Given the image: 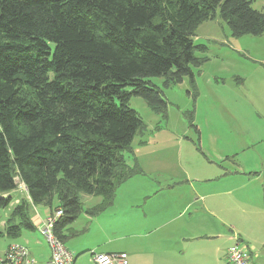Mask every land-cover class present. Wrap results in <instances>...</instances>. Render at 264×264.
<instances>
[{
    "label": "trees",
    "instance_id": "1",
    "mask_svg": "<svg viewBox=\"0 0 264 264\" xmlns=\"http://www.w3.org/2000/svg\"><path fill=\"white\" fill-rule=\"evenodd\" d=\"M252 1L0 0V208L11 207L0 237L32 231L42 205L62 210L52 231L65 244L81 212L109 207L143 174L124 154L144 130L130 97L165 119L162 88L189 76L196 96L192 68L206 58L195 51L207 48L194 43L198 26L219 18L233 37L261 36ZM83 195L100 200L83 209Z\"/></svg>",
    "mask_w": 264,
    "mask_h": 264
},
{
    "label": "rangeland",
    "instance_id": "2",
    "mask_svg": "<svg viewBox=\"0 0 264 264\" xmlns=\"http://www.w3.org/2000/svg\"><path fill=\"white\" fill-rule=\"evenodd\" d=\"M252 6L264 11V0H253ZM249 37L253 38L250 35L231 36L228 26L219 18L201 23L193 40L195 44H203L207 48L195 51L196 56L206 58L200 66L192 68L197 95L193 96L189 76L171 87L162 88L167 101L165 119L152 111L143 98L131 96L129 99V105L142 118L144 130L133 138L131 152L125 151L124 154L131 165L136 159L143 170L142 181L152 191L163 190L169 200L182 198L183 204L186 197L192 196V186L201 192H212L215 213L226 221L224 231L231 241L219 247L223 248L222 255L217 253L216 245L213 249V242H210L206 245V256L201 257V245L208 243L201 239L205 235L202 233L200 238L192 241L197 246L198 262L195 264H229L223 252L225 254V249L236 242L235 238L247 247L253 264H264V174L234 181L233 178L225 177L227 170L241 167L235 163L249 152L244 151L239 144H231L235 137L240 139L244 134L224 131V124L232 122L226 108H231L233 101L239 103L240 100H236L234 96L230 100L225 98L226 85L221 88L212 85L216 83L215 80H218V84L220 79H232L230 74L235 70L237 62L234 57L238 58L236 55L240 54L236 50L243 46L242 42L248 43ZM152 81L162 87V77H154ZM216 127L221 130H216ZM235 186L236 189L227 193L230 187ZM15 193L18 198L24 196V187L19 185ZM89 197L100 198L83 195V209L92 206L93 198L90 200ZM55 204L56 200L53 201V206ZM10 209V206L0 208V229ZM37 209L48 208L37 205ZM186 216L188 215L184 217ZM25 240L26 248L33 254L38 249L36 242L42 247L47 245L38 230L24 229L20 237H0V252L8 243ZM70 241L71 238L65 242L68 249L72 246ZM75 256L74 264H95L88 251ZM218 258H221L220 262L217 261Z\"/></svg>",
    "mask_w": 264,
    "mask_h": 264
},
{
    "label": "crops",
    "instance_id": "3",
    "mask_svg": "<svg viewBox=\"0 0 264 264\" xmlns=\"http://www.w3.org/2000/svg\"><path fill=\"white\" fill-rule=\"evenodd\" d=\"M249 38L248 43L242 42L243 46L236 50L240 54L236 55L238 58L234 57L237 62L230 74L232 79H220L218 84V80H215L216 83L212 84L218 88L226 85L227 100L233 96L240 100L239 103L233 101L231 108H226L232 122L224 124V131L244 134L240 139L235 137L231 144H239L244 151L249 152L235 163L241 166L239 169L227 170L225 173V177L233 178V181L264 174V37L262 34ZM260 38L263 41H257ZM215 129L221 130L220 127ZM142 178V174L128 178L115 191L109 207L96 215L81 212L70 225V229L75 232L70 237L72 246L68 249L73 256L72 264L76 254L83 251L90 253L91 250L124 251L127 253V264H195L198 262L197 246L192 241L200 238L202 233L205 235L201 239L208 243H202L201 257L206 256V245L210 242H213V249L216 245L217 253L222 255L223 248L219 247L231 239L224 231L226 221L215 213L212 192H201L192 186V196L186 197L183 204L182 198L167 199L163 190L152 191ZM236 188L230 187L227 193ZM15 191L12 192L11 204L18 201ZM89 198H93L92 206L100 200ZM32 210V231L40 232L50 213L49 209L39 210L34 206ZM186 214L188 216L184 217ZM26 241L17 243L26 247ZM35 245L38 246L37 251L34 254L29 251V254L36 264H46L50 256L48 246L42 247L39 242ZM88 261L91 263V260ZM217 261L220 262L221 258Z\"/></svg>",
    "mask_w": 264,
    "mask_h": 264
},
{
    "label": "built area",
    "instance_id": "4",
    "mask_svg": "<svg viewBox=\"0 0 264 264\" xmlns=\"http://www.w3.org/2000/svg\"><path fill=\"white\" fill-rule=\"evenodd\" d=\"M62 214L61 209H55L48 214L43 226L40 228L44 236L50 256L46 264H72L73 256L65 244L53 233L54 221ZM229 246L226 251V258L229 264H253L247 247L241 244L238 238ZM95 264H127V253L119 252H96L90 251ZM0 264H36L35 259L29 254L28 249L18 243H9L0 252Z\"/></svg>",
    "mask_w": 264,
    "mask_h": 264
},
{
    "label": "water",
    "instance_id": "5",
    "mask_svg": "<svg viewBox=\"0 0 264 264\" xmlns=\"http://www.w3.org/2000/svg\"><path fill=\"white\" fill-rule=\"evenodd\" d=\"M15 181H16L17 184L19 183V180L18 179H16Z\"/></svg>",
    "mask_w": 264,
    "mask_h": 264
}]
</instances>
